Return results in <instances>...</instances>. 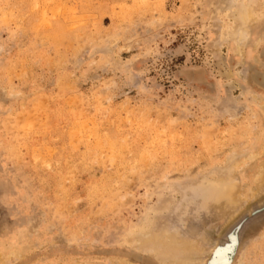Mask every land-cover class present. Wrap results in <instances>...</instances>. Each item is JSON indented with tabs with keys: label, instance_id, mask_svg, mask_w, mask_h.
Wrapping results in <instances>:
<instances>
[{
	"label": "rangeland",
	"instance_id": "1",
	"mask_svg": "<svg viewBox=\"0 0 264 264\" xmlns=\"http://www.w3.org/2000/svg\"><path fill=\"white\" fill-rule=\"evenodd\" d=\"M262 78L264 0H0V264H264Z\"/></svg>",
	"mask_w": 264,
	"mask_h": 264
},
{
	"label": "bare ground",
	"instance_id": "2",
	"mask_svg": "<svg viewBox=\"0 0 264 264\" xmlns=\"http://www.w3.org/2000/svg\"><path fill=\"white\" fill-rule=\"evenodd\" d=\"M130 11V10H129ZM247 15L245 14H239V17H241L242 19L243 18H245ZM263 79V78H262ZM264 80V79H263ZM263 80H262V82H263ZM33 113H35V112H33ZM31 115H33L32 113H31ZM31 115H28V117L30 118V116ZM37 116V115H36ZM35 116V118H33L32 116V118L33 119H35L34 120V124L32 123V122H29V123H32L33 124V127H34V125L36 124L35 123V121L37 122V117ZM21 118H23L22 116H20ZM27 117V118H28ZM18 120V119H17ZM21 120V119H20ZM19 120V121H20ZM22 121V120H21ZM28 120L26 119V122H27ZM30 121V120H29ZM31 121H32V119H31ZM17 122V121H16ZM25 122V121H24ZM28 123V124H29ZM27 123H25V126H28V125H26ZM31 124V125H32ZM31 125H29V126H31ZM36 127V126H35ZM31 129V128H30ZM29 129V130H30ZM24 131H26V130H24ZM30 132V131H29ZM158 132V131H157ZM23 135H24V132H23ZM25 135H26V132H25ZM219 142V141H218ZM114 150V149H113ZM118 156V155H117ZM36 166V165H35ZM257 188L254 190L253 188L252 189H248V192H247V195H249V197H252L253 195H254V193L256 192L257 194H258V191L264 186V165L260 168V170H259V172L257 173ZM219 183H216V185H218ZM223 186H227V187H232L231 186V183H229V182H226ZM223 186H221V192L224 190V189H226L227 190V188H222ZM218 187V186H217ZM216 191H218V188H214ZM218 194H219V192H218ZM225 242V241H224ZM223 244V243H222ZM222 244H220V245H222ZM223 248V247H222ZM225 250V249H224ZM229 250H230V245L228 246V250L227 251H224V252H221V253H216V254H214V257H213V259L211 260V262H210V264H226V262H228V259H229V256L230 255H228L229 254ZM231 258V257H230ZM235 261V260H234ZM232 262V261H231ZM206 263V262H205ZM233 264H234V262H233Z\"/></svg>",
	"mask_w": 264,
	"mask_h": 264
},
{
	"label": "water",
	"instance_id": "3",
	"mask_svg": "<svg viewBox=\"0 0 264 264\" xmlns=\"http://www.w3.org/2000/svg\"><path fill=\"white\" fill-rule=\"evenodd\" d=\"M239 228H240V224H236V225L234 226V228H233L232 230H230V231L226 234V240H227L228 238L230 239V238L234 237V239L236 240L234 246H237V245H238L237 237H236V233H237V231H238ZM232 233H234V235H233ZM226 240H224V241H226ZM224 241H223V242H224ZM223 242H222V243H223ZM220 244H221V243H218V244L216 245V247L213 249L212 253L210 254V258L208 259L207 264H210L211 260H212L213 257H214V253H215V251H217L218 249H220V247H221Z\"/></svg>",
	"mask_w": 264,
	"mask_h": 264
}]
</instances>
